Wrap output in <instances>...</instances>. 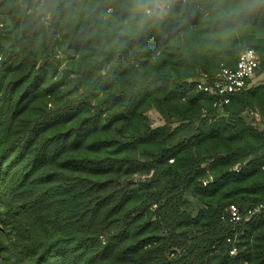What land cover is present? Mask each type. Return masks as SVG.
I'll use <instances>...</instances> for the list:
<instances>
[{
  "label": "trees",
  "instance_id": "trees-1",
  "mask_svg": "<svg viewBox=\"0 0 264 264\" xmlns=\"http://www.w3.org/2000/svg\"><path fill=\"white\" fill-rule=\"evenodd\" d=\"M128 8L3 0L0 264H264V81L223 108L189 81L245 47L264 66V0L178 1L139 34Z\"/></svg>",
  "mask_w": 264,
  "mask_h": 264
},
{
  "label": "built area",
  "instance_id": "built-area-1",
  "mask_svg": "<svg viewBox=\"0 0 264 264\" xmlns=\"http://www.w3.org/2000/svg\"><path fill=\"white\" fill-rule=\"evenodd\" d=\"M188 1V0H176ZM175 2V3H176ZM3 0H0V10ZM3 26V21L0 14V29ZM2 55L0 54V62ZM264 81V66L260 52L254 47H245L240 51L237 63L235 66H230L226 63H221L220 68L215 74L201 72L199 75L189 79L195 81L197 89L208 92L213 96V105L223 108L224 105L231 101L232 94L247 89L254 82ZM260 80V81H259ZM251 114L257 116L258 111H251ZM239 170V165L236 166ZM231 214L234 219H239L241 216L235 205H232ZM233 252V251H232Z\"/></svg>",
  "mask_w": 264,
  "mask_h": 264
},
{
  "label": "clouds",
  "instance_id": "clouds-1",
  "mask_svg": "<svg viewBox=\"0 0 264 264\" xmlns=\"http://www.w3.org/2000/svg\"><path fill=\"white\" fill-rule=\"evenodd\" d=\"M176 0H129L128 18L125 21L126 30L131 29L136 34L156 26L171 11ZM228 13H219L217 19L227 22ZM231 28H225L224 35L230 34Z\"/></svg>",
  "mask_w": 264,
  "mask_h": 264
},
{
  "label": "rangeland",
  "instance_id": "rangeland-1",
  "mask_svg": "<svg viewBox=\"0 0 264 264\" xmlns=\"http://www.w3.org/2000/svg\"><path fill=\"white\" fill-rule=\"evenodd\" d=\"M36 2H38V1H44V0H35ZM257 80L258 79H256V82H254V83H257ZM260 81V80H259ZM251 116V115H250ZM250 116L249 115H247V119H250ZM148 117H149V119H150V121H151V123L154 125V126H158V125H161V124H164L165 123V120H164V118L162 117V115H161V113L157 110V109H155V108H152V109H150L149 111H148ZM256 120L258 121V122H256L255 124L257 125V126H259L260 128H264V122H259L260 121V116H257L256 117ZM143 176V175H142ZM144 177V176H143Z\"/></svg>",
  "mask_w": 264,
  "mask_h": 264
}]
</instances>
